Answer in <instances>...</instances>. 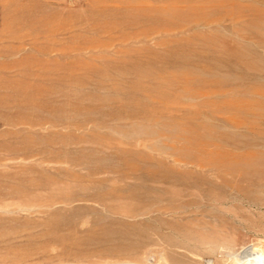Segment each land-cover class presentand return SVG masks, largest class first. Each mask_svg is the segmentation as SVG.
Instances as JSON below:
<instances>
[{
	"label": "rangeland",
	"instance_id": "1",
	"mask_svg": "<svg viewBox=\"0 0 264 264\" xmlns=\"http://www.w3.org/2000/svg\"><path fill=\"white\" fill-rule=\"evenodd\" d=\"M0 264H264V0H0Z\"/></svg>",
	"mask_w": 264,
	"mask_h": 264
}]
</instances>
